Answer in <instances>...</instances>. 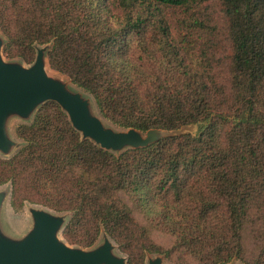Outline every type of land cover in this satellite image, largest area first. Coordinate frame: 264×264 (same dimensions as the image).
<instances>
[{
  "label": "trees",
  "instance_id": "trees-1",
  "mask_svg": "<svg viewBox=\"0 0 264 264\" xmlns=\"http://www.w3.org/2000/svg\"><path fill=\"white\" fill-rule=\"evenodd\" d=\"M164 7L184 12L178 36ZM0 28L7 58L53 43L51 68L118 126L199 125L117 155L46 102L0 157L16 210L69 211L68 243L103 228L128 264H264V0H0Z\"/></svg>",
  "mask_w": 264,
  "mask_h": 264
},
{
  "label": "water",
  "instance_id": "water-1",
  "mask_svg": "<svg viewBox=\"0 0 264 264\" xmlns=\"http://www.w3.org/2000/svg\"><path fill=\"white\" fill-rule=\"evenodd\" d=\"M6 43L7 37L0 28L1 158L12 157L26 145L18 136L17 127L12 132L11 122L19 119L20 124H31L40 107L49 101L61 106L82 139H89L117 155L128 149L146 147L167 136L199 132V125H188L178 130L153 128L147 131L117 125V129L113 126L116 124L102 114L90 92L51 68L48 53L53 43L37 44L35 60L29 64L20 57L7 58L4 54ZM46 68L55 76L46 73ZM5 186H0V206L9 210L13 207L12 184L8 182ZM28 203L31 202L26 201L25 205ZM29 212L30 222L22 228L14 230L11 224L12 231L16 233L27 230L24 234L13 239L0 235V264H128V256L103 228L95 244L82 247L68 243L63 235L72 217L71 212H58L47 206H33ZM117 249L121 253H117ZM157 254L151 257L147 253L145 264H164L166 255ZM234 260L236 258L230 262Z\"/></svg>",
  "mask_w": 264,
  "mask_h": 264
},
{
  "label": "rangeland",
  "instance_id": "rangeland-1",
  "mask_svg": "<svg viewBox=\"0 0 264 264\" xmlns=\"http://www.w3.org/2000/svg\"><path fill=\"white\" fill-rule=\"evenodd\" d=\"M164 12L167 15L168 22L170 24V27H171L173 34L178 36L182 30V25H181L180 19L183 17L184 12L179 8H172V7H164ZM45 70L50 74H54L48 68H46ZM20 123H21V121L19 119H14L11 122L10 127L12 129V132L17 127V125ZM108 123L111 124L109 121H108ZM111 125H113V124H111ZM113 126L118 129L117 125H113ZM195 131H196V129H194V132ZM13 135H14V133H13ZM5 185L6 184H2L0 186L4 187ZM33 206H35V207H42L43 206L44 207V205H41L38 203H33V204L28 203L21 210H16L14 207H12V204H11L12 208L11 209L8 208L9 210H7V209H5V207L3 205H1L0 206V235L2 237H5V238L7 237V238L13 239V238H18L17 237L18 234H20V235L24 234L27 230H22V231H20L21 233H19V232L16 233V232L12 231L11 224H12L13 229L17 230L20 227L22 228L28 222H30L29 208L33 207ZM12 232H14V233H12ZM116 252L121 253V251L120 250L118 251V249L116 250ZM157 255H158L157 253H151L150 252L151 257L157 256ZM163 263L164 264H176V263L172 262L171 260H169L168 258H165V257H163ZM227 264H247V263H245L239 259H236L233 262H230Z\"/></svg>",
  "mask_w": 264,
  "mask_h": 264
},
{
  "label": "bare ground",
  "instance_id": "bare-ground-1",
  "mask_svg": "<svg viewBox=\"0 0 264 264\" xmlns=\"http://www.w3.org/2000/svg\"><path fill=\"white\" fill-rule=\"evenodd\" d=\"M44 70H45V69H44ZM45 72L48 73L46 70H45ZM48 74H49V75H53V74H50V73H48ZM54 76H55V75H54Z\"/></svg>",
  "mask_w": 264,
  "mask_h": 264
}]
</instances>
